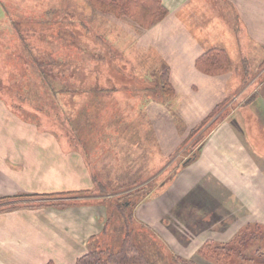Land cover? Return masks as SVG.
I'll return each instance as SVG.
<instances>
[{
  "label": "rangeland",
  "instance_id": "374dc122",
  "mask_svg": "<svg viewBox=\"0 0 264 264\" xmlns=\"http://www.w3.org/2000/svg\"><path fill=\"white\" fill-rule=\"evenodd\" d=\"M216 11L220 18L226 17L218 7ZM138 26L125 16L93 9L88 0H0V109L18 117L21 122H17L28 128L30 135L42 133L45 142L60 144L61 153H68L72 147L78 149L85 157L82 162L92 181V188L56 191L46 184L37 191H28H71V194L1 199L0 212L40 203L70 204L73 199L88 201L100 197L103 202L100 205L106 211L103 231L88 251L96 248L117 251L125 231L129 230L132 242L146 255L144 264H179L170 251L172 246L155 237L154 231L142 221L138 206L147 203L153 193L157 194L166 179L164 186L170 183L182 168V162L195 159L197 146L209 128L227 118L229 111L235 109L238 113L246 98L262 94L264 64L259 70L249 72L247 79L244 71L236 72L245 79L243 84L254 80L252 89L242 92L234 104L229 93L239 87L232 86V90L228 86V76L232 73L229 68L208 75L189 62L185 70L173 72L181 102L174 100L173 106L171 101L163 103L174 112L161 109L154 99L167 101L168 97L157 98L155 85L159 84L157 89L162 91V96L172 94L164 86L166 70H163L165 77L160 79L162 70L149 66L133 69L141 63L133 49L139 46V40L133 39V32L141 30ZM162 27L163 23H158L156 30ZM33 41L45 49L31 44ZM70 69L76 71L77 79L69 86L70 78L59 75ZM146 82L149 85L145 86ZM138 86L141 88L136 89ZM144 90H149L148 97ZM148 106L152 118L148 116ZM17 127L14 125L13 129ZM154 145H159L158 149L152 148ZM14 146L20 148V142H14ZM10 150L0 144V160L11 152L15 159L21 158L16 148ZM169 159L170 164L164 166ZM154 162L161 164L151 165ZM54 169L62 173L59 179L67 177L69 183L68 166ZM0 174L7 180V174L17 176L26 186L39 180L30 166L16 171L0 163ZM8 190L5 184L0 191ZM13 205L16 207L7 209ZM199 217L196 214L183 219L188 225L194 223L196 231L186 232L189 238L208 231L203 229ZM125 219L129 222L127 229H124ZM174 230L172 235L179 247L191 253L198 240L190 241L187 237L184 240ZM206 240L212 239H205L202 244ZM229 242L214 244L221 246ZM254 249L246 248L249 253ZM196 253L190 257L196 264H213ZM233 264L260 262H244L235 257Z\"/></svg>",
  "mask_w": 264,
  "mask_h": 264
},
{
  "label": "crops",
  "instance_id": "0c3cea01",
  "mask_svg": "<svg viewBox=\"0 0 264 264\" xmlns=\"http://www.w3.org/2000/svg\"><path fill=\"white\" fill-rule=\"evenodd\" d=\"M160 1L166 9L165 15L150 27H140L141 30L133 32L134 41L139 40V46L133 49L141 62L133 69L142 70L149 66L168 73L165 83L172 89V94L162 93V96L156 83V97H168L167 101L155 98L158 107L174 112L163 104L171 101L169 103L173 106L174 100L181 102L173 72L185 70L189 62L197 69L195 59L212 48L226 52L228 68L232 71L228 86L232 90V86L239 87L229 93L231 102L236 104L237 98L251 87L254 80L243 84L247 74L259 70L264 64V0ZM216 7L225 18H220ZM158 23H163L159 31L156 30ZM240 71L245 72V79L236 73ZM72 83L69 81V86ZM262 89L261 95L246 98L238 113L235 109L229 111L227 118L209 128L197 146L195 159L182 162V168L171 182L164 186L166 179L157 194L153 193L147 203L138 206L142 221L154 231L155 237L172 246V256L188 259L208 238L214 242H229L247 224L264 227V86ZM138 92L141 94L140 90ZM143 93L146 97L150 94L149 90ZM148 116L152 118L149 106ZM17 121L21 122L6 109H0V144L9 151L10 147L16 148L21 156L15 159L11 152L3 155L0 163L16 171L30 166L39 180L26 186L17 176L7 174V180L0 174V190L5 184L9 188L0 191V197L33 193L28 191H37L46 184L56 191L92 188L91 174L78 149L72 147L68 148V153H61L60 144L45 142L42 133L30 135L28 128L21 127ZM12 123L19 126L17 130L13 129ZM14 142H20V148L14 146ZM158 147L154 145L152 148ZM170 159L164 166L170 164ZM159 163L151 165L158 166ZM62 165L70 169L69 183L67 177L59 179L62 173L54 169ZM99 198L73 199L63 208L23 206L1 211L0 264H44L50 259L55 264H74L92 246V241L102 235L106 211ZM196 214L201 215L198 220L208 231L189 238L186 232L196 231L194 223L188 225L183 219ZM174 229L184 240L185 237L190 241L198 240L191 253L179 247L180 243L172 235Z\"/></svg>",
  "mask_w": 264,
  "mask_h": 264
},
{
  "label": "trees",
  "instance_id": "16d2710c",
  "mask_svg": "<svg viewBox=\"0 0 264 264\" xmlns=\"http://www.w3.org/2000/svg\"><path fill=\"white\" fill-rule=\"evenodd\" d=\"M93 9L102 13H111L113 15H122L133 21L135 24L147 28L154 24L157 20L161 19L166 9L161 4L160 0H88ZM35 41L31 44L35 45ZM37 45V46H36ZM36 47L45 49V46L36 43ZM195 66L200 71L207 74H219L227 70L228 59L225 50L221 48H212L195 59ZM164 72L161 77H165ZM61 78L69 77L70 81H75L76 71L70 69L69 71L59 75ZM59 77V78H60ZM47 78H50L47 76ZM167 80V71L166 77ZM166 92H171V88L165 83ZM73 192H52V193H16L8 196H1V199L6 198H22V197H52L65 194H71ZM65 206L63 204H44L40 203L39 206L44 205ZM29 206V205H28ZM31 206V205H30ZM11 206L7 209L15 208ZM23 207V206H22ZM4 210V209H2ZM124 225V220L123 223ZM129 227V222L125 219L124 229ZM130 231H125V234L121 240L120 247L117 251H110L108 248H96L87 251L83 255L79 256L74 264H144L146 260L145 253L140 247L133 243L130 239ZM264 228L254 223L252 226L246 225L242 230L235 235L232 242L225 245H216L212 240H206L197 250L198 256L210 261L213 264H233L235 257H239L242 261L260 262L264 264ZM253 246L255 249L249 253L246 248ZM180 263L179 264H196L191 258H182L180 256H173ZM45 264H55L52 260L47 261Z\"/></svg>",
  "mask_w": 264,
  "mask_h": 264
}]
</instances>
